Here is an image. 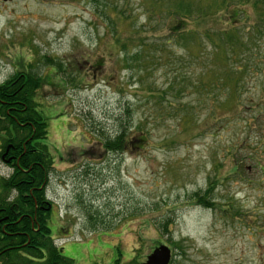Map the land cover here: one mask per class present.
I'll list each match as a JSON object with an SVG mask.
<instances>
[{"label":"rangeland","instance_id":"1","mask_svg":"<svg viewBox=\"0 0 264 264\" xmlns=\"http://www.w3.org/2000/svg\"><path fill=\"white\" fill-rule=\"evenodd\" d=\"M98 1L0 0V84L30 69L45 80L55 244L73 264H145L162 244L170 264H264V7L241 16L262 31L240 59L241 97L226 103V90L195 86L206 68L176 40L182 65L160 60L166 19L146 22V0H121L127 21ZM145 22L146 50H121ZM179 68L191 80L180 92ZM122 126L124 149L105 148ZM12 171L0 157V177ZM205 191L213 207L198 203Z\"/></svg>","mask_w":264,"mask_h":264},{"label":"trees","instance_id":"2","mask_svg":"<svg viewBox=\"0 0 264 264\" xmlns=\"http://www.w3.org/2000/svg\"><path fill=\"white\" fill-rule=\"evenodd\" d=\"M101 1L105 10L110 7L108 12L116 11L119 19L134 20L126 10L127 1L119 7L121 0H115V5L108 2L113 0H99L98 9L102 6ZM152 1H145L146 22L153 17L157 23L166 19L163 26L167 31L166 40L153 49L160 53V60L182 65L183 59L174 60L171 56L174 51L168 47L176 40L187 56L185 58L199 61L206 68L195 85L199 90L208 94L226 90L223 99L226 103L239 100L243 79L240 59L257 30L262 31L259 23L247 25L249 35L241 16L248 17L247 4H253L258 10L264 7V0ZM146 22L138 29L135 27L133 37L130 35L127 40L121 37V50H127L131 44L139 49L138 56L146 50L149 42L145 37ZM50 60L49 65L62 68L61 61ZM238 62L240 66L236 67ZM177 72L181 79L175 78L172 87L178 92L189 89L190 77L186 81L181 68ZM44 84V78L31 69L18 71L0 84V157L2 159L7 148L9 156H13L7 163L13 168L12 173L0 177V264H73L72 259L63 255V248L55 244L49 226L52 203L47 199L46 189L54 160L47 144L48 123L37 101L38 91ZM189 119V116H183L179 123H187ZM126 130L127 127L122 126L117 135L107 137L105 148L123 150ZM209 195L210 191H205L196 193L195 197L198 203L213 207L215 204L209 200ZM160 225L166 230V224Z\"/></svg>","mask_w":264,"mask_h":264},{"label":"water","instance_id":"3","mask_svg":"<svg viewBox=\"0 0 264 264\" xmlns=\"http://www.w3.org/2000/svg\"><path fill=\"white\" fill-rule=\"evenodd\" d=\"M9 161L10 159L6 160V162ZM171 260L172 250L167 245L162 244L154 248V250L147 256L145 264H170Z\"/></svg>","mask_w":264,"mask_h":264},{"label":"flooded vegetation","instance_id":"4","mask_svg":"<svg viewBox=\"0 0 264 264\" xmlns=\"http://www.w3.org/2000/svg\"><path fill=\"white\" fill-rule=\"evenodd\" d=\"M8 149L9 148H7V151L2 155V158H3V156H4V160H7V159H12V158H10V157H13V156H9V151H8ZM10 162V161H9Z\"/></svg>","mask_w":264,"mask_h":264}]
</instances>
